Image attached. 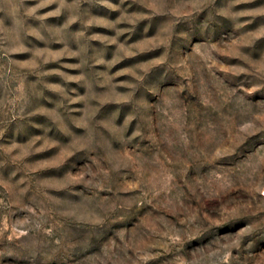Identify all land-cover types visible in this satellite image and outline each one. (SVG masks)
<instances>
[{
  "label": "rangeland",
  "instance_id": "1",
  "mask_svg": "<svg viewBox=\"0 0 264 264\" xmlns=\"http://www.w3.org/2000/svg\"><path fill=\"white\" fill-rule=\"evenodd\" d=\"M261 83L264 0H0V264H264Z\"/></svg>",
  "mask_w": 264,
  "mask_h": 264
},
{
  "label": "clouds",
  "instance_id": "2",
  "mask_svg": "<svg viewBox=\"0 0 264 264\" xmlns=\"http://www.w3.org/2000/svg\"><path fill=\"white\" fill-rule=\"evenodd\" d=\"M232 15L237 16L239 13H233ZM208 27V23L204 21L193 23L191 32L183 33L182 35L186 41H191L192 36L196 34L197 30L203 34ZM174 67L175 65L169 60L165 63L164 67L159 69L160 75L156 79L144 81L143 74L138 78L137 83L142 88L143 103H135L124 124L118 129H114L122 139L129 131L128 124L134 120L137 122L135 126L136 131L133 132L128 139L130 140L134 136H141V138H144L145 135H149L151 129L154 127L152 124L153 114L158 110L156 100L162 94H165V90H167V95H175L182 90V88L178 86L181 84L179 76L172 70ZM257 87H264V83L257 85ZM253 90H255V88H253ZM247 91L248 89H245V92ZM240 98L243 99V96ZM169 109H171V105H169ZM259 110L264 113V105H261ZM149 138H151L150 135ZM208 226L211 227V224ZM242 238L243 233H241L238 239Z\"/></svg>",
  "mask_w": 264,
  "mask_h": 264
}]
</instances>
